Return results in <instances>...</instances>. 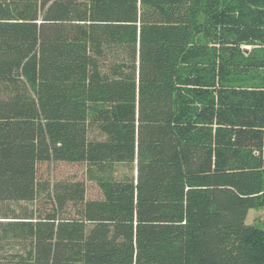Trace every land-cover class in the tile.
Segmentation results:
<instances>
[{
    "label": "trees",
    "instance_id": "16d2710c",
    "mask_svg": "<svg viewBox=\"0 0 264 264\" xmlns=\"http://www.w3.org/2000/svg\"><path fill=\"white\" fill-rule=\"evenodd\" d=\"M262 206L264 0H0V264H264Z\"/></svg>",
    "mask_w": 264,
    "mask_h": 264
},
{
    "label": "rangeland",
    "instance_id": "374dc122",
    "mask_svg": "<svg viewBox=\"0 0 264 264\" xmlns=\"http://www.w3.org/2000/svg\"><path fill=\"white\" fill-rule=\"evenodd\" d=\"M90 136L99 138V135H97L95 131H92ZM86 169L87 165L81 162H43L38 164L37 173L38 176L43 179L81 180L85 184L86 197L99 198L101 197L100 190L95 182L87 178ZM128 173L130 174V171L127 166H117V177H121L122 175ZM246 221L264 230V206L249 209Z\"/></svg>",
    "mask_w": 264,
    "mask_h": 264
},
{
    "label": "water",
    "instance_id": "95a60500",
    "mask_svg": "<svg viewBox=\"0 0 264 264\" xmlns=\"http://www.w3.org/2000/svg\"><path fill=\"white\" fill-rule=\"evenodd\" d=\"M244 51L247 52L248 51V48L247 47H244Z\"/></svg>",
    "mask_w": 264,
    "mask_h": 264
}]
</instances>
